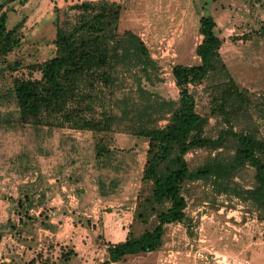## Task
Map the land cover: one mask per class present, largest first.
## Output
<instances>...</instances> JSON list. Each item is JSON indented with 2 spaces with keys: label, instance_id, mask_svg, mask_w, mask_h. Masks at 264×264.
I'll use <instances>...</instances> for the list:
<instances>
[{
  "label": "rangeland",
  "instance_id": "1",
  "mask_svg": "<svg viewBox=\"0 0 264 264\" xmlns=\"http://www.w3.org/2000/svg\"><path fill=\"white\" fill-rule=\"evenodd\" d=\"M81 1L14 0L4 4L7 26L20 25L21 40L6 59L0 57V188H6L0 196V218L6 224L4 240L11 244L1 243L0 252L6 251L5 257L12 259L16 254L12 246L18 242V247H24L23 264H66L72 252L80 255L71 264H101L109 257L107 245L126 239L143 187L146 137L117 124L110 135L114 153L100 159L95 144L101 135L23 125L15 99L8 96L15 74L9 62L22 59L27 65L52 58L56 53L54 20L66 17L56 8ZM110 1L122 5L119 31L136 33L153 60L147 73L136 66L123 70L119 83L122 90L132 92V99L142 86L146 100H178L180 90L172 68L200 63L196 55L202 40L200 18L211 15L222 39L221 57L252 100L249 111L234 119L232 126L264 137V0ZM75 13L68 11L69 16ZM219 88L218 80L208 78L196 93L198 111L209 116L205 134L212 138L229 128L210 113ZM167 123L164 119L158 125ZM217 152L198 148L186 158L195 167ZM102 158H110L111 166ZM254 175L255 169L246 165L228 180L210 176L188 183L185 222L166 226L159 249L128 255L114 264H264V213L245 193L241 195L256 185ZM19 220L25 222L22 227ZM66 222L72 226L70 232L76 233L73 239L60 233V224ZM156 222L153 215L135 227L151 228ZM3 246L5 250H1ZM3 258L0 254V264H16L15 258L8 262Z\"/></svg>",
  "mask_w": 264,
  "mask_h": 264
},
{
  "label": "trees",
  "instance_id": "2",
  "mask_svg": "<svg viewBox=\"0 0 264 264\" xmlns=\"http://www.w3.org/2000/svg\"><path fill=\"white\" fill-rule=\"evenodd\" d=\"M11 1L14 0L0 3V57L5 59L21 40L20 25L11 29L7 26L4 4ZM56 9L64 11L66 17L61 20L57 16L54 20L55 55L41 63L26 65L16 59L8 64L15 73L8 96L15 99L19 122L36 128H68L101 135L95 144L100 159L114 153L110 135L117 124L148 139L143 187L134 220L125 240L107 245L109 257L101 264L159 249L166 226L185 222V187L195 180L210 176L228 180L244 166H252L256 185L241 195L245 193L246 199L264 213V137L251 131H236L232 126L234 119L249 111L252 100L221 57L222 39L213 16L200 18L202 40L196 47L200 63L176 64L172 68L180 90L178 100H146L147 91L142 86L136 88V98L132 99V92L122 90L119 83L121 75L132 66L142 67L147 73L153 61L136 33L119 31L122 5L110 0H83ZM69 10L76 13L69 16ZM208 78L218 80L220 86L212 98L210 113L229 125L217 138L205 134L209 116L197 109V89ZM164 119L168 123L159 126ZM198 148L218 152L192 167L186 155ZM104 161L111 166L110 158ZM153 215L157 216L153 227H135L137 222L147 223Z\"/></svg>",
  "mask_w": 264,
  "mask_h": 264
},
{
  "label": "crops",
  "instance_id": "3",
  "mask_svg": "<svg viewBox=\"0 0 264 264\" xmlns=\"http://www.w3.org/2000/svg\"><path fill=\"white\" fill-rule=\"evenodd\" d=\"M0 182L1 183H3L1 180H0ZM4 182H6V179L4 180ZM6 184V183H5ZM16 188H19V187H16ZM1 190H0V196L2 195V193H3V191L4 190H6V188H4V187H2V188H0ZM4 195V194H3ZM3 221H4V219L3 218H0V237H1V240H0V244L2 243L3 245H5L6 247H7V245L8 246H10L11 244H10V242H8L6 239L4 240V238H5V233H3V230H5V228H4V226L6 225H4L3 224ZM19 222L21 223L20 225H21V227L25 224V222H24V220H19ZM60 228V233L63 235V237L64 238H70V239H73V237L74 236H76V233H72V232H70V229H71V225L68 223V222H66V224H60V226H59ZM74 227V226H73ZM73 229V228H72ZM73 231H78V230H76L75 229V227H74V229H73ZM76 239V238H75ZM121 240H124V239H121ZM68 243H73V242H71V241H68ZM18 242H16V245L15 246H12V248L13 247H15L16 248V254H15V256L13 257V258H15V262H16V264H23L22 262V255H23V250H21V248L23 247V245H20L19 247H18ZM5 246H3V247H1V250L2 249H6L5 248ZM62 246H67V244H65V245H63V244H60V247H62ZM23 249H24V247H23ZM75 249H76V247H75ZM6 253V251H1L0 252V254L1 255H4V258L2 259V261H11L12 259H9V258H7V257H5V256H7V254H5ZM21 255V256H20ZM80 254H77V252H75V254H73V256H72V259H70L69 261H67L66 262V264H71L73 261H74V259L75 258H77L78 256H79ZM72 261V262H71ZM114 263H116V262H114ZM114 263H112V264H114ZM33 264V263H32ZM99 264V263H98Z\"/></svg>",
  "mask_w": 264,
  "mask_h": 264
},
{
  "label": "bare ground",
  "instance_id": "4",
  "mask_svg": "<svg viewBox=\"0 0 264 264\" xmlns=\"http://www.w3.org/2000/svg\"><path fill=\"white\" fill-rule=\"evenodd\" d=\"M160 7H162L161 4H160Z\"/></svg>",
  "mask_w": 264,
  "mask_h": 264
}]
</instances>
